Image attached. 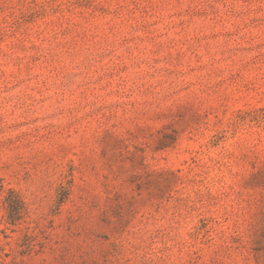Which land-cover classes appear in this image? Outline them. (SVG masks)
I'll use <instances>...</instances> for the list:
<instances>
[{
  "label": "rangeland",
  "instance_id": "374dc122",
  "mask_svg": "<svg viewBox=\"0 0 264 264\" xmlns=\"http://www.w3.org/2000/svg\"><path fill=\"white\" fill-rule=\"evenodd\" d=\"M0 264H264V0H0Z\"/></svg>",
  "mask_w": 264,
  "mask_h": 264
}]
</instances>
